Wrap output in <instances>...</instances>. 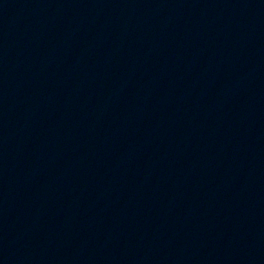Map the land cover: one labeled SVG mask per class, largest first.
Masks as SVG:
<instances>
[{
	"label": "water",
	"instance_id": "1",
	"mask_svg": "<svg viewBox=\"0 0 264 264\" xmlns=\"http://www.w3.org/2000/svg\"><path fill=\"white\" fill-rule=\"evenodd\" d=\"M0 264H264V0H0Z\"/></svg>",
	"mask_w": 264,
	"mask_h": 264
}]
</instances>
